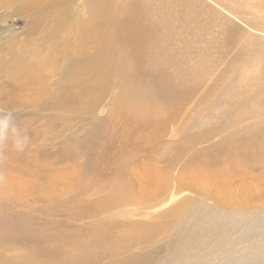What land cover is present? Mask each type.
I'll list each match as a JSON object with an SVG mask.
<instances>
[{"label":"rangeland","instance_id":"374dc122","mask_svg":"<svg viewBox=\"0 0 264 264\" xmlns=\"http://www.w3.org/2000/svg\"><path fill=\"white\" fill-rule=\"evenodd\" d=\"M0 109L30 137L0 264H163L201 211L264 223V0L0 2Z\"/></svg>","mask_w":264,"mask_h":264},{"label":"bare ground","instance_id":"6f19581e","mask_svg":"<svg viewBox=\"0 0 264 264\" xmlns=\"http://www.w3.org/2000/svg\"><path fill=\"white\" fill-rule=\"evenodd\" d=\"M5 1L0 2L5 3ZM205 212V215L202 214L203 211L197 213L193 218L196 222H190L191 226L188 225L187 227H190L177 236L178 246L175 249L177 254L171 250V247L166 249L169 256L176 254L170 256L169 261L174 260L175 264H264V223H246L243 220L242 223H220L216 216L208 215L210 214L208 209ZM157 232L158 230L155 229H142L136 233L138 237L141 236L140 238L151 239L159 234ZM29 258L30 256H27L25 260ZM91 261L92 258L87 256L79 257L78 260L71 257L62 260L61 264H87ZM167 261L161 263L168 264ZM40 263L45 264L44 260ZM51 263L57 264L53 261Z\"/></svg>","mask_w":264,"mask_h":264},{"label":"clouds","instance_id":"9594fccd","mask_svg":"<svg viewBox=\"0 0 264 264\" xmlns=\"http://www.w3.org/2000/svg\"><path fill=\"white\" fill-rule=\"evenodd\" d=\"M29 141L27 130L16 123L13 111L0 109V161L7 158L9 145L13 151L23 152ZM3 179V175H0V180Z\"/></svg>","mask_w":264,"mask_h":264}]
</instances>
